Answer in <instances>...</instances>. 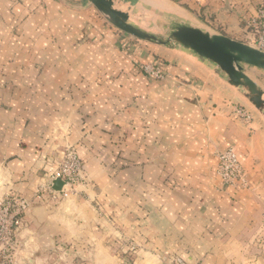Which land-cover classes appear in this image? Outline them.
Here are the masks:
<instances>
[{"label": "crops", "instance_id": "0c3cea01", "mask_svg": "<svg viewBox=\"0 0 264 264\" xmlns=\"http://www.w3.org/2000/svg\"><path fill=\"white\" fill-rule=\"evenodd\" d=\"M173 1L189 25L250 46L246 23L264 6ZM145 62L166 78L145 77ZM241 95L208 61L134 40L87 0H0V195L32 201L16 264H264V121ZM67 145L87 182L37 204ZM226 149L245 185L216 179Z\"/></svg>", "mask_w": 264, "mask_h": 264}, {"label": "water", "instance_id": "95a60500", "mask_svg": "<svg viewBox=\"0 0 264 264\" xmlns=\"http://www.w3.org/2000/svg\"><path fill=\"white\" fill-rule=\"evenodd\" d=\"M120 32L154 46L168 43L180 46L215 66L227 83L243 95L248 102L264 117V91L243 71V66L264 71V53L253 46L235 41L224 35L211 34L198 27L174 23L173 31L164 41L128 23V13L114 8L115 3L135 7L140 0H87ZM62 186L56 181L54 189Z\"/></svg>", "mask_w": 264, "mask_h": 264}, {"label": "built area", "instance_id": "2783aa9c", "mask_svg": "<svg viewBox=\"0 0 264 264\" xmlns=\"http://www.w3.org/2000/svg\"><path fill=\"white\" fill-rule=\"evenodd\" d=\"M246 28L251 37L253 47L264 53V6L258 8L256 15L250 17ZM153 78H162L153 68L145 74ZM236 115L242 120L250 122L252 116L243 108L235 109ZM217 176L223 186L245 185V173L232 149H226L217 155ZM81 161L74 153L67 155L66 161L55 170L45 186H41L35 193L36 200L44 199L57 202L62 196L68 198V192L74 190L77 184L86 182L82 172ZM56 181H60V190L54 189ZM32 202L24 197L10 193L0 195V264H16L15 246L16 234L23 223L24 217L30 212Z\"/></svg>", "mask_w": 264, "mask_h": 264}, {"label": "rangeland", "instance_id": "374dc122", "mask_svg": "<svg viewBox=\"0 0 264 264\" xmlns=\"http://www.w3.org/2000/svg\"><path fill=\"white\" fill-rule=\"evenodd\" d=\"M148 1L151 2V0H140L138 2V4L135 7L131 8L130 10H128L129 5H123V4H118V3H115L114 8L117 9V10H120L122 12L128 13V15H129L128 23L130 25H132L135 28L140 29V30H142V31H144L146 33L152 34V35L156 36L157 38H159L161 40H164V41L168 38L169 34L173 31V24L174 23H182V24L189 25L188 21L183 19L181 16L172 15L170 13H164L161 9L151 6V3H149ZM158 1H159V3L167 5L168 7H171V8H174V9L182 8V10H184V7L182 6V4L181 3H177V2H180V1H173V0H158ZM131 38H133V37H131ZM133 39L136 40V41H139L142 44L151 45V44L146 43L144 41H140V40H137L135 38H133ZM167 45L170 46V45H173V44L172 43H168ZM152 46H154V45H152ZM153 68L155 69V71L158 74L162 75V78H153V77L148 76L149 73L145 74V69L149 72ZM246 69H247V73L249 74V76H251V78H253L252 80H254L257 84L261 85L263 87V89H264V74H260L259 76H257L255 74V73H264V72H256L255 70H252L251 68H247V67H246ZM138 70L145 77H148L150 80L161 81V80H164L166 78V76L163 74L161 68L158 66L157 63H151V62L150 63L149 62H147V63L146 62L145 63H139ZM241 99L244 101L247 109H249L254 115H257L258 117H260L264 121V117L262 116V114H260L248 102V100H246L243 97V95H241ZM237 108H243L246 112L250 113L249 111H247L245 109V106L236 105L235 107H233V109H234L233 113L235 115H236L235 109H237ZM250 115H252V114L250 113ZM236 116L239 117L238 115H236ZM244 122L248 123L246 121H244ZM223 151H225V150H223ZM69 153H74L78 157V159L81 161L80 156H79L77 150L75 149V147L67 145L65 147L64 151H63L62 159H61L60 165H59V167H57V169L60 168L62 163L66 161L67 155ZM219 153L220 152H218L216 154V157H217V155ZM216 160H217V158H216ZM57 169H55V170H57ZM55 170L54 169H46V174H45L46 176H44L45 180L41 184H38L36 186V188L34 189V191H33V194H34L33 195V199L36 201L37 204H45L46 206H48V205H54V203H57V202L59 203L61 201L67 200V198L64 199L61 196L60 199L57 202H51V201L47 200V197H46L47 195H45L44 199L41 198L42 201L36 200V198H35L36 191H38V189L41 186L47 185L48 179L50 178V175ZM215 171H216L215 172L216 173V179H218V176H217V164H216V170ZM83 176L85 177L86 182H87V178H86L85 174H83ZM218 181H219V179H218ZM84 184L82 183V184L75 185L74 186V190L73 191L71 190V191L68 192V197L70 195L76 193V187L84 185ZM120 234H121L120 237H119L120 242L123 243V244L127 243L126 242L127 239L125 238L123 233H120ZM126 260H128L129 262L131 261V259H129V258L126 259Z\"/></svg>", "mask_w": 264, "mask_h": 264}, {"label": "bare ground", "instance_id": "6f19581e", "mask_svg": "<svg viewBox=\"0 0 264 264\" xmlns=\"http://www.w3.org/2000/svg\"><path fill=\"white\" fill-rule=\"evenodd\" d=\"M149 3H151V6L161 9L164 13H170V14L176 15V16L180 15L179 12H177L175 10H172L170 7H168V6L164 5V4L159 3L158 0H151V2H149Z\"/></svg>", "mask_w": 264, "mask_h": 264}]
</instances>
